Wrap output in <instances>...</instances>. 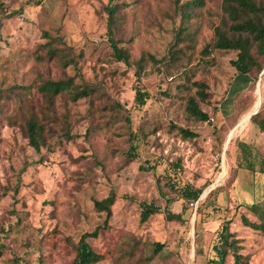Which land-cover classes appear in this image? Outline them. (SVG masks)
Wrapping results in <instances>:
<instances>
[{"label":"rangeland","instance_id":"rangeland-1","mask_svg":"<svg viewBox=\"0 0 264 264\" xmlns=\"http://www.w3.org/2000/svg\"><path fill=\"white\" fill-rule=\"evenodd\" d=\"M221 1L202 0L183 17L173 0H114L116 42L131 60L143 53L158 60L140 79L135 66L113 55L109 0H0V264H72L81 235L98 226L89 241L104 258L95 264H235L232 252L215 253L225 225L243 261L264 264V230L243 220L261 222L253 203L264 210V132L250 119L225 144L253 108L258 85L262 101L253 112L264 110V67L257 76L237 75L235 50L204 51L221 22ZM50 41L75 63L63 68L40 59ZM68 76L94 94L76 102L59 96L50 107L36 84ZM196 81L207 85L206 101L197 96ZM137 87L149 93L143 105ZM191 96L209 121L186 113ZM22 99L56 117L39 150L14 109ZM177 126L196 136L185 138ZM240 140L254 148L252 204L230 196L238 170L246 168L238 166ZM189 183L204 188L193 202L178 191ZM111 192L116 199L105 223L94 202ZM150 203L160 211L143 221V205Z\"/></svg>","mask_w":264,"mask_h":264},{"label":"trees","instance_id":"trees-1","mask_svg":"<svg viewBox=\"0 0 264 264\" xmlns=\"http://www.w3.org/2000/svg\"><path fill=\"white\" fill-rule=\"evenodd\" d=\"M173 4L183 17H187L191 14L192 5H202L203 2L202 0H188L186 2H183V0H173ZM118 9L119 4L115 3L114 0H109L105 7L108 15V34L113 55L116 59L122 60L127 65L135 66L136 74L141 79V71L144 70L146 65L151 61L155 63L158 60L150 53H143L138 60H131V56L127 50L119 46L114 37ZM220 9L221 22L214 27L212 42L206 45L204 51L209 53L212 48L235 50L237 57L231 63L235 67L237 75L250 74L255 71L257 76L264 67V0H222ZM45 48H47L46 54L40 55V59L48 56L50 60L57 61L63 68H67L70 64L75 63V57L70 55L69 51L63 50L60 44L50 41L44 44V50ZM36 85L38 93L50 104V107L59 96H67L69 100L76 102L82 98H91V95L95 92L94 88L90 87L89 84L80 86L75 83L74 78L71 76L59 79H46ZM194 85L197 89V96L201 100L206 101L209 98V93L206 91L207 85L202 81H196ZM19 88L23 89L22 87ZM26 90L29 91V88H26ZM22 94V91L15 93L17 96H21ZM148 97L149 93L147 91L141 87L136 88V101L139 105L145 104ZM21 102L14 109L23 114L21 118L23 121L21 122L23 132L27 136L29 143L36 150H39L41 146L47 143V132L53 131V128L49 125V119L51 118L56 122V117L50 114L51 108L49 107H45L46 110H37L33 104H27L24 99ZM185 111L191 118L197 121L210 120V114L201 108L195 96L188 98ZM250 119L252 122L258 124L260 130L264 132V110H259ZM177 128L185 138H194L196 136V133L188 128L182 126H177ZM238 148L241 151V155L239 152V156H237L238 166L254 170L256 168L254 148L241 140L238 141ZM203 190L204 188L195 187L190 183L178 188L180 196L186 201L191 202L197 200ZM115 199V194L111 192L105 198L95 200L94 202L95 208L105 213V223L108 222L109 217L112 215V205ZM261 207L262 205L258 203H253L249 206L250 209L255 210L259 214L260 223L250 222L246 217H243V220L255 229L264 230V210ZM159 211L160 207L153 203L144 204L141 219L146 221L152 214ZM169 215L172 219H178L179 217L178 214L170 213ZM99 228L100 226L96 227L93 231H86L81 235L75 246V257L72 264H95L103 260L104 255L96 251L89 241L90 238L98 236ZM227 230L228 226L225 225L219 233L215 243V253H221L220 255L223 258L230 251L235 258V264H246V261H243L244 256L239 253L236 239L228 240L231 234ZM224 242L228 246L226 250L222 251L221 245ZM157 246L159 248H156V251H159L163 247L161 244Z\"/></svg>","mask_w":264,"mask_h":264},{"label":"crops","instance_id":"crops-1","mask_svg":"<svg viewBox=\"0 0 264 264\" xmlns=\"http://www.w3.org/2000/svg\"><path fill=\"white\" fill-rule=\"evenodd\" d=\"M242 76V75H241ZM239 76V77H241ZM234 79L236 81L238 78ZM235 83V82H234ZM245 86V85H244ZM254 172L247 168H240L238 170L237 178L233 184L231 191V199L237 203L252 204L256 193V180ZM222 197V196H221ZM226 199V196L221 198Z\"/></svg>","mask_w":264,"mask_h":264},{"label":"bare ground","instance_id":"bare-ground-1","mask_svg":"<svg viewBox=\"0 0 264 264\" xmlns=\"http://www.w3.org/2000/svg\"><path fill=\"white\" fill-rule=\"evenodd\" d=\"M258 89H257V99H256V101H255V103H254V105H253V108L248 112V113H246L241 119H240V121H239V123L235 126V127H233L231 130H230V132H229V134H228V136H227V139H226V142H225V144H227L228 143V139L234 134V132H235V128L238 126V127H240V128H242L243 126H245V124H247L249 121H250V115L253 113V111L260 105V103H261V101H262V92H261V87L258 85V87H257ZM239 129V128H238ZM225 170H226V164L224 163V171H223V173H222V175L221 176H223L224 175V173H225ZM220 180V179H219ZM208 190V189H207Z\"/></svg>","mask_w":264,"mask_h":264},{"label":"water","instance_id":"water-1","mask_svg":"<svg viewBox=\"0 0 264 264\" xmlns=\"http://www.w3.org/2000/svg\"><path fill=\"white\" fill-rule=\"evenodd\" d=\"M257 111H255V112H253L251 115H250V117L249 118H251V116L253 115V114H255ZM232 137V136H231ZM231 137L228 139V142H230V140H231Z\"/></svg>","mask_w":264,"mask_h":264}]
</instances>
